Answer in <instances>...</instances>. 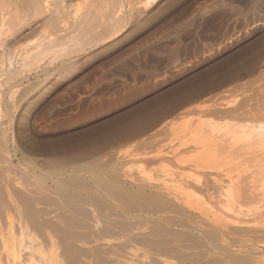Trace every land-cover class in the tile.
Instances as JSON below:
<instances>
[{
  "label": "bare ground",
  "instance_id": "6f19581e",
  "mask_svg": "<svg viewBox=\"0 0 264 264\" xmlns=\"http://www.w3.org/2000/svg\"><path fill=\"white\" fill-rule=\"evenodd\" d=\"M155 1L86 0L66 29L76 4L0 0V264H264V75L236 102L208 96L126 151H8L3 125L31 91L21 74H51ZM31 25L52 31L7 43Z\"/></svg>",
  "mask_w": 264,
  "mask_h": 264
},
{
  "label": "rangeland",
  "instance_id": "374dc122",
  "mask_svg": "<svg viewBox=\"0 0 264 264\" xmlns=\"http://www.w3.org/2000/svg\"><path fill=\"white\" fill-rule=\"evenodd\" d=\"M66 1L76 10L66 9L64 29L81 17L86 0ZM151 3L114 35L58 61L51 74H21L31 91L3 125L11 155L74 160L126 151L163 122L191 118L182 112L203 99L236 102L241 85L264 75V0ZM32 25L7 43L23 47L52 31L36 32ZM3 51L0 59L8 62ZM47 61L48 69L57 65ZM14 159L13 173L24 176Z\"/></svg>",
  "mask_w": 264,
  "mask_h": 264
}]
</instances>
